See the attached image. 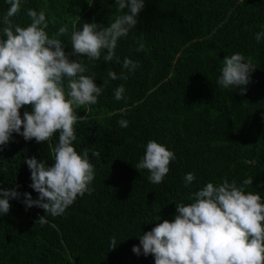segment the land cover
Returning <instances> with one entry per match:
<instances>
[{
    "label": "trees",
    "instance_id": "1",
    "mask_svg": "<svg viewBox=\"0 0 264 264\" xmlns=\"http://www.w3.org/2000/svg\"><path fill=\"white\" fill-rule=\"evenodd\" d=\"M8 7L0 0V16ZM29 8L45 11L50 36L68 25L69 32L59 37L66 52L72 51L73 24L78 30L85 22L107 26L122 14L115 0H22L13 22L27 26ZM261 31L264 0H145L138 24L118 41L120 63L105 62L103 55L92 61L81 57L97 85L108 79L109 69L128 76L109 80L96 104L76 109L85 118L74 125L73 144L80 154L89 149L93 190L62 215H48L43 225L36 224L43 209L26 210L23 195L10 200L9 213L0 214V264H155L152 255L132 251L138 237L158 222L174 220L175 204L191 203V193L206 183L227 179L240 186L251 178L245 190L264 199V38L255 39ZM140 43L143 50L137 52ZM234 53L255 68L244 95L217 84L223 59ZM126 57L138 64L134 72L122 68ZM121 84L124 99L117 101L114 89ZM24 111L30 107L21 109L22 116ZM122 118L128 127L119 126ZM58 136L37 143L13 133L0 146V187L38 198L24 161L36 157L51 165ZM149 140L175 154L160 184L133 166ZM93 149L99 158L91 155ZM187 173L195 180L185 187Z\"/></svg>",
    "mask_w": 264,
    "mask_h": 264
},
{
    "label": "clouds",
    "instance_id": "2",
    "mask_svg": "<svg viewBox=\"0 0 264 264\" xmlns=\"http://www.w3.org/2000/svg\"><path fill=\"white\" fill-rule=\"evenodd\" d=\"M7 3L6 13L0 16V146L8 144L13 133L37 143L49 141L56 133L59 136L51 165L36 157L24 161L31 173L29 186L38 193V198L0 187V214L7 215L10 200H20L23 195L26 210L32 207L44 210L45 215L36 220V224L43 225L48 215H62L78 196L91 194L93 190L90 185L94 166L89 149L84 148L80 154L73 144L77 140L74 125L85 118L76 109L96 104L109 80L128 79L126 72L118 75L109 69L108 79L97 85L94 74H86L89 69L80 58L92 61L103 55L105 62L120 63L116 56L118 41L138 24L145 0H115L122 14L107 26L85 22L78 30L73 24L71 52L65 51L59 38L69 32L67 24L50 36L45 11L32 8L27 9L30 21L27 26L15 24L13 18L21 11L22 0ZM262 38L264 31L255 34L257 42ZM142 50L140 43L136 51ZM137 67L132 59L124 58V70L134 72ZM254 71L243 54L227 55L217 84L224 89L239 88L240 95H244ZM124 93L121 84L114 89V98L120 101ZM26 106L30 111H24L22 116L21 109ZM118 124L126 128L129 122L122 118ZM91 155L99 158L100 153L93 149ZM174 159V152L166 145L149 140L143 156L133 166L138 171L147 170L150 183L160 184ZM194 180L195 175L187 173L183 178L185 187ZM251 184V178L240 186L227 179L219 184L206 183L191 193V203L175 204L174 220L165 219L143 232L138 237L139 245H134L132 251L138 256L152 255L155 264H264V199L259 192L245 190ZM111 246L117 247L115 238Z\"/></svg>",
    "mask_w": 264,
    "mask_h": 264
}]
</instances>
